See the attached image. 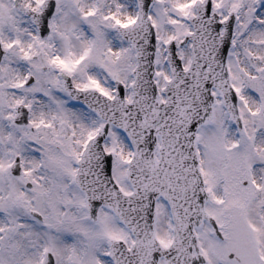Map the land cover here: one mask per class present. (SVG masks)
Returning <instances> with one entry per match:
<instances>
[{"label": "snow or ice", "instance_id": "obj_1", "mask_svg": "<svg viewBox=\"0 0 264 264\" xmlns=\"http://www.w3.org/2000/svg\"><path fill=\"white\" fill-rule=\"evenodd\" d=\"M0 264H264V0H0Z\"/></svg>", "mask_w": 264, "mask_h": 264}]
</instances>
